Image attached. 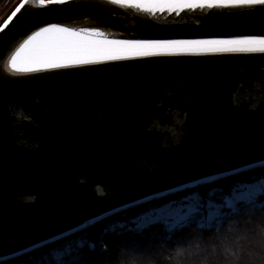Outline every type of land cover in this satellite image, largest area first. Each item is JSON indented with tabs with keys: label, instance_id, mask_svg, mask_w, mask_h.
<instances>
[{
	"label": "water",
	"instance_id": "water-1",
	"mask_svg": "<svg viewBox=\"0 0 264 264\" xmlns=\"http://www.w3.org/2000/svg\"><path fill=\"white\" fill-rule=\"evenodd\" d=\"M49 24L109 41L264 36V5L145 11L22 0L0 26V262L116 213L264 167V53L156 50L21 73Z\"/></svg>",
	"mask_w": 264,
	"mask_h": 264
},
{
	"label": "trees",
	"instance_id": "trees-1",
	"mask_svg": "<svg viewBox=\"0 0 264 264\" xmlns=\"http://www.w3.org/2000/svg\"><path fill=\"white\" fill-rule=\"evenodd\" d=\"M263 175L264 167L168 194L0 264H234L237 258L239 264H264V194L255 204L242 202L238 211L226 212L219 224H206L205 210L173 229L160 220L140 228L133 222L160 202L192 193L220 188L212 196L220 201L221 190Z\"/></svg>",
	"mask_w": 264,
	"mask_h": 264
},
{
	"label": "snow or ice",
	"instance_id": "snow-or-ice-1",
	"mask_svg": "<svg viewBox=\"0 0 264 264\" xmlns=\"http://www.w3.org/2000/svg\"><path fill=\"white\" fill-rule=\"evenodd\" d=\"M27 3V0H25ZM65 0H39L40 5L63 3ZM125 7L145 11H175L184 8H252L264 5V0H111ZM98 30H75L59 24H49L35 32L21 45L11 60L13 70L37 72L45 68H60L72 64H90L97 59L118 60L127 55L150 56L156 50L206 51L219 53H264V36H241L213 40L109 41L94 40ZM178 256L185 253L179 250ZM235 256L236 254L233 253ZM128 264H132L131 261ZM239 264V258L234 262ZM254 264V262H253Z\"/></svg>",
	"mask_w": 264,
	"mask_h": 264
},
{
	"label": "rangeland",
	"instance_id": "rangeland-1",
	"mask_svg": "<svg viewBox=\"0 0 264 264\" xmlns=\"http://www.w3.org/2000/svg\"><path fill=\"white\" fill-rule=\"evenodd\" d=\"M217 191L220 188L211 189L205 195L192 193L180 200L160 202L147 215L133 219L134 225L140 228L153 220H160L173 229L186 222L192 214L204 210L206 224H219L226 212L238 211L242 202L257 203V196L264 194V175L251 181H237L225 191L221 190L220 201L212 197Z\"/></svg>",
	"mask_w": 264,
	"mask_h": 264
},
{
	"label": "flooded vegetation",
	"instance_id": "flooded-vegetation-1",
	"mask_svg": "<svg viewBox=\"0 0 264 264\" xmlns=\"http://www.w3.org/2000/svg\"><path fill=\"white\" fill-rule=\"evenodd\" d=\"M22 0H0V26Z\"/></svg>",
	"mask_w": 264,
	"mask_h": 264
},
{
	"label": "bare ground",
	"instance_id": "bare-ground-1",
	"mask_svg": "<svg viewBox=\"0 0 264 264\" xmlns=\"http://www.w3.org/2000/svg\"><path fill=\"white\" fill-rule=\"evenodd\" d=\"M92 39H94V38H92ZM94 40H99V39H94ZM145 222V221H144Z\"/></svg>",
	"mask_w": 264,
	"mask_h": 264
}]
</instances>
